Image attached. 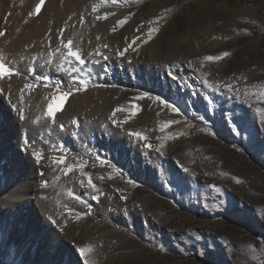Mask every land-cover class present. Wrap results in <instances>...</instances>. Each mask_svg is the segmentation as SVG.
Instances as JSON below:
<instances>
[{"label": "rangeland", "instance_id": "obj_1", "mask_svg": "<svg viewBox=\"0 0 264 264\" xmlns=\"http://www.w3.org/2000/svg\"><path fill=\"white\" fill-rule=\"evenodd\" d=\"M75 1L60 33L82 53L79 76L88 87L65 98L67 109L57 112L55 125L39 119L45 99L31 104L27 117L26 108L18 112L13 105L25 139L0 159V184L20 188L4 166L10 162L11 170L13 159L30 157L28 193L40 209L38 200L46 203L41 217L48 229L41 244L37 235L16 247L17 228L2 239L6 218L21 212L0 197V264H264V0ZM120 20L127 22L121 26ZM153 28L158 31L149 39ZM55 48L47 47L46 57ZM44 62L46 71L32 61L28 80H35V69L57 92L52 85L59 76L49 59ZM61 84L67 90L71 80ZM143 93L161 102L140 99ZM118 107L127 111L113 117ZM169 120L179 123L161 131ZM33 123L41 124L47 147L31 144L27 128ZM133 131L148 139L130 136ZM79 136L92 146L83 150L69 142ZM161 144L164 155L155 151ZM40 148L45 159L37 164L30 152ZM65 154L68 163H87L94 187L87 176H65L52 163ZM81 247L93 251L81 256Z\"/></svg>", "mask_w": 264, "mask_h": 264}, {"label": "bare ground", "instance_id": "obj_2", "mask_svg": "<svg viewBox=\"0 0 264 264\" xmlns=\"http://www.w3.org/2000/svg\"><path fill=\"white\" fill-rule=\"evenodd\" d=\"M39 3L40 0H0V33H3V35H0V58H3V62L6 64V66L10 67L14 73H17L9 77L0 78V112H2L4 104H8L10 101L12 102V107H4V110L8 109L6 110L8 112V116H6L5 122L1 121L0 118L1 160L5 156L4 154L8 151L10 152V150L20 149L19 145L21 144L20 142H22L20 140L25 139H21V130L16 129L17 123H19V121L16 115L17 113H15L13 110V105L19 107L18 112H20V109L26 108V113H28L25 115V117H27L29 116V111H32L33 109V107L31 108V104L33 105L35 101H40L43 99L47 100V103L49 104L51 102V98L56 94L55 89L52 90L50 86L44 87V83L41 84V82L39 83L36 80H28V76L30 75L29 72L32 68V61L36 62L39 70L42 71L43 69L46 71L47 64L44 62V60L47 58L49 59V62L51 61L50 66L59 76V84H61V80H71L69 72H71L73 66H70L62 61L60 53H66L63 47H60V53L54 51L55 53L53 52L51 54L49 52L48 57H46V49L47 47H52V45L56 46L55 49L59 47L57 45L60 43V40L58 39L60 30L64 26L66 15L72 11V7L75 5L76 1L44 0L43 5L40 7V12L36 15H32ZM23 17H26V21L24 23L21 22ZM88 31H91V29ZM48 38H50L49 43L47 41ZM61 64H63L64 68L68 69V71H60L59 67ZM74 67L78 71L72 73V75L79 76L82 68L77 64H75ZM25 84H36L37 86L29 90L24 88ZM90 92L92 91L86 93L88 97H90ZM64 101L65 98L56 101L54 107L60 109L64 107L63 110L67 109ZM48 104L43 107V110L39 114V119L44 120V118L47 117L45 112L47 110ZM8 123H10L12 127L9 128ZM39 124L33 123L32 126H28L29 129L27 128V130H30L28 134L31 137V144H33V142H37L38 146L42 145L47 147V140H45L46 136L44 138L39 137V131L41 130V124L40 126ZM35 138L36 140H34ZM55 139H57V137ZM48 142H50V140ZM69 142L79 148L85 147L86 149V147L92 146L89 140L88 142H85V138L80 136L76 137L72 142ZM52 144L53 143L51 142V146ZM59 144L60 143H58V146ZM29 146L25 147L28 149ZM36 151L40 150L37 149ZM42 152L43 149H41V153ZM23 156L20 159L17 157L16 159L18 160H12L14 165L12 166L11 170L7 169V166H9L8 164H10V162L4 166L5 173L8 174V177H10L8 180L12 181L13 178H18L20 182V188H17L16 185L12 184V182H7L4 185L0 184V197L2 198L3 196V198L6 199L4 204H10L16 207L18 212H21L17 214L16 218L15 215H9L4 221V225L2 226L1 230V238L5 239L8 237L9 233L14 231V228H17V231L13 233V240L16 247H19L20 245L23 247L26 246L30 241L29 237L37 238V235L38 239L36 240L39 244H41L42 240L45 239V233L48 229V224L45 218L41 217V209H46V203L43 207V200H38L40 205L38 202L37 204L42 207L40 209V207H37L36 204L31 201L32 196L30 193H28L30 190L26 183L28 178L33 173V163L31 164V159H29L30 157L27 156L28 158L26 159ZM12 169L13 172L16 171V173H13Z\"/></svg>", "mask_w": 264, "mask_h": 264}, {"label": "snow or ice", "instance_id": "obj_3", "mask_svg": "<svg viewBox=\"0 0 264 264\" xmlns=\"http://www.w3.org/2000/svg\"><path fill=\"white\" fill-rule=\"evenodd\" d=\"M113 2H115V0H113ZM43 3H44V0H40V3L37 5L36 10H35L34 13H32V15H36V14H38L40 12V7H41V5H43ZM93 10L96 11L95 8ZM99 18L100 17H97V19H99ZM105 18H107V16H105ZM126 22H127L126 20H120L119 24L121 26H123ZM113 30H115V29H113ZM155 31H158V29L153 28L149 32V34H148L149 39H151V33L155 32ZM0 35H3V33H0ZM60 36H61L60 43L67 51H66V53H60V49L57 48L56 52L60 53V56H61V59H62L63 62H65L68 65L73 66V67L71 69V72H69V75L71 76V85L69 86V88L67 90H62L60 85H52V87H55L57 89V92L51 98V102L48 104V107H47V110L45 112V115L48 118L51 119V122L54 125L56 124V112L59 111V110H62L60 108L54 107L56 101L62 100V99L67 98V97H70V96L74 95L75 93L80 92L82 90H86L87 87H88V83H89V81H87L85 79H81V77L78 76V75H72V73L78 71L74 67V65L75 64L84 65L86 63V61H85V59H83L82 53L80 52V50L74 49L73 40L72 39H68L67 42L65 43L64 40H63V32L60 33ZM145 42H147V41H145ZM104 47H107V45H104ZM129 47H131V45H129ZM127 50L128 49L125 48L123 51H120V53H119L120 56L123 57ZM100 55H101V57L103 59H107V57L104 56L103 53H101ZM228 55H230V53L225 52L223 54V57H227ZM223 57L222 56H207L206 59L208 61H214V60L223 59ZM59 70L60 71H68V69L64 68L63 64L60 65ZM32 71H33V73L35 75V80L36 81H42V80L46 81L43 84V86L44 87H48L49 86V83L47 82V80H48L47 77H44L42 74H38V75L35 74V69H33ZM14 74H17V73H14L13 70L10 67L6 66V64L2 61V58H0V78L9 77V76H12ZM205 82L207 83V81H205ZM36 86H37L36 84H25L24 88L31 90V89H33ZM96 86H99V85H96ZM145 97H147L149 99H155L156 101L161 102V97H159V96L151 97L148 93H143L139 98L140 99H144ZM21 98H23V97H21ZM163 103H164V107L165 108H171L172 112H178L179 111V109L177 107H175L174 105H170L166 101H163ZM137 108H138V106H137ZM122 111H127V109H123V108H119L118 107V108H116L113 111L112 116L114 117L116 115V113L122 112ZM135 115H136V111H132L131 112V116H135ZM21 118L22 119L24 118L23 115L21 116ZM127 122H128L127 120L122 121V122L121 121H117L115 119L112 120V123L113 124H117V125H122L123 123H127ZM175 123H179V121H175V120L167 121L161 127V131H164L165 128H168L172 124H175ZM73 124L76 125L77 127H79V122L78 121H73ZM59 128L61 130H63L64 125L60 124ZM129 135L133 136V137H135L137 139H141V140H145V141L148 139V137L142 135L141 132L133 131V132H130ZM146 146L149 147V148L152 147L151 144H147ZM163 147H164V145L161 144L160 147L155 148V151L158 152L160 155H164L163 151L161 150ZM58 149L60 151H64L65 153L67 152V149L62 144L58 146ZM25 150L26 151L28 150L27 147H26ZM30 155L32 157H34L35 163H37V164H40L45 159L44 156L42 155L41 151H31ZM96 159L99 161V163L102 166L107 163V161H105L104 159H101L99 156H97ZM52 163L59 168V170L63 173V175L69 176L70 174H73L75 172H79L80 176H82V177L83 176H87V184L88 185H91L93 187L95 186L93 184V180H92L91 175L85 172V168L87 167V163L86 162L85 163H80V162L68 163L67 162V156L65 154V155H60V156L56 157L52 161ZM184 171L187 173L189 170L187 168H184ZM40 174L44 175L43 172H41ZM128 182L129 183H134V181H131V180L128 181ZM237 182H239V181H237ZM80 183L83 184L84 181L81 180ZM46 186H47V182H45V187ZM69 196H72L75 200L80 201L82 203H85V204L87 203L86 201H82L80 196L74 195L73 193H69ZM93 199H98V197L93 196ZM73 212H74V209H71V208L68 209L69 215H71ZM75 219L76 220L82 219V215L81 214H76ZM53 222H55V221H53ZM79 251H80V255L81 256H85L86 254L91 253L93 251V249L91 247H87V248L81 247L79 249ZM85 264H87V261L85 262Z\"/></svg>", "mask_w": 264, "mask_h": 264}]
</instances>
